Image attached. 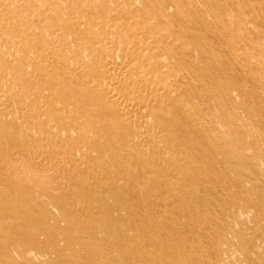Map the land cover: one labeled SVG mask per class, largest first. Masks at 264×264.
Returning <instances> with one entry per match:
<instances>
[{
	"label": "bare ground",
	"instance_id": "obj_1",
	"mask_svg": "<svg viewBox=\"0 0 264 264\" xmlns=\"http://www.w3.org/2000/svg\"><path fill=\"white\" fill-rule=\"evenodd\" d=\"M220 3L0 0V197L42 213L57 247L38 264H201L191 180L218 158L264 162V111L239 103L264 97V52L250 41L260 34ZM210 36L227 45L231 70ZM65 187L85 198L86 216L57 196ZM122 208L127 222L114 215Z\"/></svg>",
	"mask_w": 264,
	"mask_h": 264
},
{
	"label": "rangeland",
	"instance_id": "obj_2",
	"mask_svg": "<svg viewBox=\"0 0 264 264\" xmlns=\"http://www.w3.org/2000/svg\"><path fill=\"white\" fill-rule=\"evenodd\" d=\"M213 1L215 6H218L223 0ZM228 2L229 9L226 12L231 18L249 19L253 22L260 35L251 36L250 41L252 44L262 45L264 52V0H228ZM199 10L202 11L203 7H200ZM241 14H244L245 18ZM206 42L215 53L222 56L225 65H228L226 67L231 70V65L228 63L230 50L227 45L222 46L221 41L218 42L211 36ZM241 50H245V48L242 47ZM250 54L260 56V54H253V52ZM233 75L230 77L231 80L238 81L241 72L235 69ZM258 94V90H254L251 96L247 94L248 97L242 98L239 103L246 109L251 108L257 111L260 108L264 111V97ZM260 124L263 125L264 123L261 122ZM207 153V148L204 146V154L201 157L203 160L209 159L210 156L205 157ZM257 158L261 157L257 156ZM218 161L217 164L214 163L209 173L200 171L199 179L190 182L191 189L196 192L195 198H192V204L195 206L194 209L200 211L199 221L202 237L198 249L200 248L201 253L200 250L197 253L200 257V263L264 264V162L255 159L253 164L256 165L248 164L246 167L240 162L236 161L235 163V160L231 162V165L220 158ZM202 165L200 163V166ZM138 178H141L140 173ZM235 180H239L243 185L235 183ZM0 187L3 188L2 185ZM150 187L156 189L158 198L160 196L162 199L163 195V199L168 198L165 190L158 188L156 184L153 186L151 184ZM55 193L68 206L75 210L78 208L83 216L87 215L88 206L85 198L77 197L66 187ZM17 198L19 199L0 197V264H38V255L40 254L54 259L53 248L57 246L55 243H51V240L55 241V239L50 232L41 228L39 219L42 213L38 212L37 217L27 215L26 213L30 212L26 209L31 205L30 200L22 199L21 196H17ZM4 206H6V211L3 210ZM125 210V208L119 209L114 212V215L123 217L122 221L127 222L128 216H126ZM165 210L166 214L170 215V218L173 217L177 224L186 223L188 220L187 216L179 212L178 204H167ZM101 212L102 210L99 209L97 214L101 215ZM77 217L76 215V219ZM192 217L195 218L196 216ZM205 220H210V224H207ZM124 226L125 223H123ZM194 234H191V237ZM12 244L20 245L19 253L32 251L34 255L30 256V259L23 254L12 253L7 249V246H12ZM198 244L195 241V245ZM216 248L224 251V255H219L215 250Z\"/></svg>",
	"mask_w": 264,
	"mask_h": 264
}]
</instances>
